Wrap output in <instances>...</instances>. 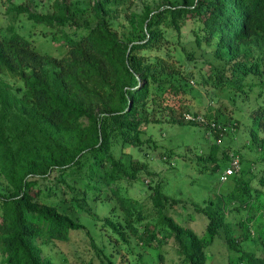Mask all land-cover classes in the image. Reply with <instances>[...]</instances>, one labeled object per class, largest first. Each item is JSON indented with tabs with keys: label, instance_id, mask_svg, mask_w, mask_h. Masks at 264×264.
Wrapping results in <instances>:
<instances>
[{
	"label": "trees",
	"instance_id": "1",
	"mask_svg": "<svg viewBox=\"0 0 264 264\" xmlns=\"http://www.w3.org/2000/svg\"><path fill=\"white\" fill-rule=\"evenodd\" d=\"M60 1L51 15L10 8L26 15L30 29L42 27L38 36L56 46L55 54L35 48L30 29L0 28V176L8 188L0 192V264H55L41 256L37 243L79 251L70 242L78 234L88 243L82 251L92 257L85 264H117L118 255L121 264H264L263 238L255 249L245 248L253 238L242 214L252 209L264 217V54L243 49L264 43V0L166 1L136 20L134 43L112 30L109 0H93V26L75 23ZM211 45L216 63L206 62L205 74L200 60ZM187 83L252 102L246 115L241 111L257 153L248 171L237 152L220 149L215 120L208 123L176 103ZM183 114L194 119L184 117L186 124L214 138L204 171L217 172L227 162L219 183L232 179L222 196L206 201L200 232L188 225L191 216L181 224L171 216L186 201L165 196L161 181L146 186L150 176L138 160L129 156L123 163L126 150L156 148L150 126H162L161 118L184 126L177 118ZM224 123L240 124L231 118ZM235 159L238 170L222 183ZM141 175L148 194L131 197L123 183ZM98 204L109 205L102 218Z\"/></svg>",
	"mask_w": 264,
	"mask_h": 264
},
{
	"label": "rangeland",
	"instance_id": "2",
	"mask_svg": "<svg viewBox=\"0 0 264 264\" xmlns=\"http://www.w3.org/2000/svg\"><path fill=\"white\" fill-rule=\"evenodd\" d=\"M68 8V15L80 26H93L95 18L92 10L93 0H64ZM166 1H180V0H109L106 5V10L111 18L112 30L117 36L125 42H135L139 38V29L136 27V20L144 13L145 10H157L158 7L163 6ZM61 2L60 0H0V28L5 29L8 26H14L20 32H26L30 29L29 23L26 20V15H16L11 12L10 8L14 6H23L28 8L31 12L37 14L51 15L55 11V6ZM189 26L185 27L183 31L184 41L189 39ZM42 27L30 29L33 32V37L30 38L35 48L55 54L56 46L50 44L48 41L41 39L38 34ZM174 41V40H173ZM214 46L205 48V54L200 61L204 60L205 64L202 66V71L206 74L209 70V63H216L212 59V52ZM243 49L247 54L253 52L264 54V43L255 41L253 44ZM200 53L196 50V56ZM137 79V77L135 78ZM239 97L230 100L231 92H225L222 89H212L211 86L206 85L202 88L196 87L193 83H187L184 87V93L178 96L176 103L181 106H187L190 113L198 112L206 122L215 120L222 133V138L219 140L220 149H228L231 152H237L242 160L243 169L248 171L252 168V162L256 160L257 153L254 146L251 144L248 137L249 122L246 117L242 116V112L249 110L253 105L252 102H241L243 96L237 94ZM224 106V107H223ZM243 110V111H242ZM242 111V112H241ZM185 115L177 117L184 126L167 125L166 119L162 126L153 125L148 128V133L151 135L156 148L148 146L143 147L142 152L135 150L124 151L129 155L124 156L123 163L127 166V160L131 157L133 161L138 160L145 165L143 173L150 176L144 179L146 186L154 185L156 183L163 184V191L165 196L173 197L174 200L179 199L186 201L181 206L176 207L171 216L178 224L183 223V217L191 216L192 220L189 226L195 231L200 232L205 223L204 215L200 212L209 210L207 200H215L214 196L221 195L228 189L232 179L225 184L219 183L220 173L227 167V162H222L219 165V171L210 172L204 171L207 165L203 164L209 152L211 144H215L212 135L207 134L202 128L192 127L184 121ZM231 118L239 121L238 126L233 123L226 124L224 122ZM165 123V124H164ZM244 123V124H243ZM227 126H224V125ZM243 124V125H242ZM233 129L230 131V129ZM170 154V158L163 161L161 155ZM130 156V157H129ZM244 171V174L247 173ZM130 173V169L127 171ZM249 174V172L247 173ZM147 178L141 175L133 184L123 183V187L128 191L129 195L134 198H141L148 192L142 186V179ZM254 187V185L252 184ZM7 184L2 176H0V192L7 191ZM229 190V189H228ZM214 198V199H213ZM205 200V202H203ZM242 204L246 201L245 197L238 199ZM96 213L99 218L107 215L109 205L106 207L96 205ZM199 210V211H198ZM249 222L250 231L253 242L248 243L246 250L256 248V242H260V238L264 240V217L258 210L249 209L242 213ZM229 220L238 221V215H229ZM243 218V217H242ZM97 241H103L100 232L96 229L92 232ZM71 244H75L74 250L72 245L70 248L65 244H48L40 245L37 243L43 258L51 259L55 264H85L92 259L91 254L82 251L85 245L82 235H72L70 239ZM86 242V243H85ZM104 242V241H103ZM78 246V247H77ZM244 248V249H245ZM110 252L107 246V253ZM1 258V257H0ZM116 263H120V255L116 256ZM125 263V260L122 262ZM92 264H99L94 260ZM121 264V263H120Z\"/></svg>",
	"mask_w": 264,
	"mask_h": 264
},
{
	"label": "built area",
	"instance_id": "3",
	"mask_svg": "<svg viewBox=\"0 0 264 264\" xmlns=\"http://www.w3.org/2000/svg\"><path fill=\"white\" fill-rule=\"evenodd\" d=\"M185 119H186L187 121H193V120H194V119H193L192 117H190V116H186ZM197 120L201 121L199 118H197ZM237 163H238V162H237V160L235 159V160L232 162L230 168L227 169V170L223 173V175H222L221 178H220V181H221L222 183H223V182H226L227 177H228V176H231L234 172H236V171L238 170Z\"/></svg>",
	"mask_w": 264,
	"mask_h": 264
}]
</instances>
